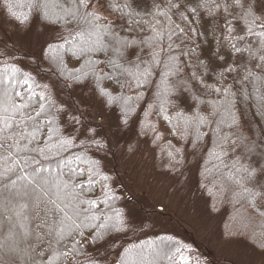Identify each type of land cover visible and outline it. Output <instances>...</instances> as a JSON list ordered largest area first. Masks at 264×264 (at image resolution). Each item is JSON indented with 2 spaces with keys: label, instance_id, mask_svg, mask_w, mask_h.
<instances>
[{
  "label": "trees",
  "instance_id": "16d2710c",
  "mask_svg": "<svg viewBox=\"0 0 264 264\" xmlns=\"http://www.w3.org/2000/svg\"><path fill=\"white\" fill-rule=\"evenodd\" d=\"M35 2L0 0V20L44 32L46 66L31 67L27 51L0 48V117L24 129L4 90L16 102V91L32 86L35 94L22 136L0 124V264H216L206 246L171 226L130 222L124 188L111 173L109 134L146 140L178 181L191 171L222 237L264 254V196L245 191V170L264 153V15H249L246 0H198L208 8L200 19L185 10L194 0H135L124 15L107 5L125 8L127 0H90L86 11L102 17L90 23L79 17V0H39V9ZM25 15L22 25L17 17ZM211 33L223 52L210 50ZM78 92L96 100L81 109ZM77 108L83 124L57 111ZM73 213L89 226L67 236L64 218ZM73 242L87 255H71Z\"/></svg>",
  "mask_w": 264,
  "mask_h": 264
},
{
  "label": "rangeland",
  "instance_id": "374dc122",
  "mask_svg": "<svg viewBox=\"0 0 264 264\" xmlns=\"http://www.w3.org/2000/svg\"><path fill=\"white\" fill-rule=\"evenodd\" d=\"M43 33L38 29L20 31L0 20V48L27 51L31 67L40 69L43 65L46 68L41 61ZM210 36V50L216 54L223 52L224 48L216 42L217 36L212 33ZM76 94L81 109H85L91 100H96L84 93ZM96 104L90 108L95 109ZM107 119H103L102 123L107 125ZM109 136L116 147L108 158L112 175L118 176L113 177V181H119L124 188L125 207L131 223H141L146 219L149 222L146 224L153 229L171 226L173 228L169 229L174 232H181L192 242L206 246L212 252L216 264H230L227 261L235 264H264V254L241 241L222 237L219 218L208 210L207 201L198 191L191 171L184 181H178L164 169L146 140L133 134H126L124 141L119 134ZM14 196L18 195L13 193L8 199ZM21 249L22 246H19Z\"/></svg>",
  "mask_w": 264,
  "mask_h": 264
},
{
  "label": "snow or ice",
  "instance_id": "6c2138e0",
  "mask_svg": "<svg viewBox=\"0 0 264 264\" xmlns=\"http://www.w3.org/2000/svg\"><path fill=\"white\" fill-rule=\"evenodd\" d=\"M246 2L250 4L249 13H248L249 15L256 13L258 11H259V14L264 15V10H259L257 7V5L261 2H264V0H246ZM89 4H90V0H79L80 8L84 9V11L79 12V17L82 19L88 20L90 23L92 21H95V20H101L102 17L99 16L96 12L86 11V9L89 7ZM107 6L109 8H111L112 11L121 12L122 15L130 14V10L137 7L135 0H127L125 8L129 10L128 13H126L125 8H121L120 5L113 6V5L109 4ZM32 7L35 9H39V8H42L43 5L39 2V0H36V2L32 4ZM169 7L170 8H176L177 11H179V4H170ZM185 10L192 12L194 19H200L199 13L208 11V8H207L206 4H200L198 2V0H194V2L191 5L185 4ZM37 15H39V14H37ZM39 18L43 20L45 17L39 16ZM73 19H76L75 14H73ZM177 19L184 21V22H187L188 18L186 16H184V14L182 12H180ZM17 20L20 24L23 25L26 22H28L29 16L25 15L23 17V19H20L19 17H17ZM92 26L96 27V25H94V24H92ZM262 27H264V25H262ZM232 30L233 29H231V28L229 29V31H232ZM183 32H184V29L178 27V33L183 34ZM129 43L134 44L135 42L131 41ZM190 51H193V50L190 49ZM173 59H175V58H173ZM206 70H208V69H206ZM229 71H231V69H229ZM150 74H151L150 68H145V70L143 72L144 77L146 78ZM221 78H222V74H221ZM29 79H30V77L25 78L24 84H28ZM77 79H79V78H77ZM13 83H19V81H13ZM207 87L211 88L210 85H208ZM212 90H214L215 92L220 91L219 88L212 89ZM15 96L19 98V102L12 100L11 99L12 93L9 92L5 88V90H4L5 103L10 104V106L14 110V112H17L20 114L21 119H20L19 123L25 125L24 129H19L18 127H14V125L16 124V121L13 119L12 116L0 117V124L7 126V128L11 129L15 134L22 136L23 133L27 131L28 125L26 124V121H32L33 120V117L30 115V113H26L25 110L29 109L31 103L35 99V94L32 91V86H29L27 88V90L24 92L16 91ZM40 99L45 100L46 97L41 96ZM190 99H195V98L190 97ZM199 102L203 103V101H199ZM49 106L50 107L52 106L51 103L49 104ZM40 107L43 109L44 105L41 104ZM8 110H9L8 107H5L4 112L7 113ZM57 111H60L62 114L66 113L76 123H80V124L84 123V121H83L84 113L79 108H77L75 112H72L70 109H57ZM3 131H4V127L0 126V132H3ZM88 131H92L91 126L88 127ZM97 146H102V145L98 144ZM254 150H255V146L252 149H250V151H252V152H254ZM257 155H258V162L255 163L254 165L250 166L249 169L245 170L247 172V180L251 184V187L246 189L245 191L250 196H264V153H259ZM105 179H107V177H105ZM117 215L119 216L120 214L118 213ZM74 216L78 217L79 213H73L72 216H69L67 214L65 215L64 219H67L71 222L69 229H68V232H67V236H72L76 232V230L79 229L81 226H83V227L89 226L87 224H77L76 220L73 218ZM122 223H123L122 220H118L116 225H114V227L117 230H119V228L122 226ZM70 249H71L70 254L73 256H76L77 259L79 258L78 254L87 255L86 251L84 249L80 248L79 242H73L70 246ZM67 251L68 250L66 249L65 253H67ZM177 252L178 253L180 252V248H177ZM63 254L64 253H62V255Z\"/></svg>",
  "mask_w": 264,
  "mask_h": 264
},
{
  "label": "water",
  "instance_id": "95a60500",
  "mask_svg": "<svg viewBox=\"0 0 264 264\" xmlns=\"http://www.w3.org/2000/svg\"><path fill=\"white\" fill-rule=\"evenodd\" d=\"M158 209H159V210H162V208H161V207H158Z\"/></svg>",
  "mask_w": 264,
  "mask_h": 264
}]
</instances>
